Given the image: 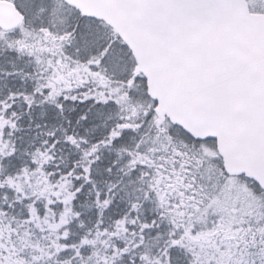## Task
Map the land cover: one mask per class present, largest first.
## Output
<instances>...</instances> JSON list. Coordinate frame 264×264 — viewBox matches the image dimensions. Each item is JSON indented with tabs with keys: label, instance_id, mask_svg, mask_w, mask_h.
Segmentation results:
<instances>
[{
	"label": "snow or ice",
	"instance_id": "snow-or-ice-1",
	"mask_svg": "<svg viewBox=\"0 0 264 264\" xmlns=\"http://www.w3.org/2000/svg\"><path fill=\"white\" fill-rule=\"evenodd\" d=\"M0 264H264V0H0Z\"/></svg>",
	"mask_w": 264,
	"mask_h": 264
}]
</instances>
